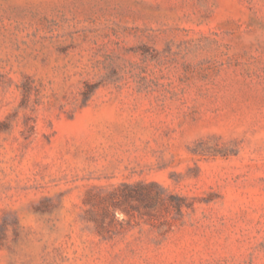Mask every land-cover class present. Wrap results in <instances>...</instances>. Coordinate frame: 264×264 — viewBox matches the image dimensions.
Returning a JSON list of instances; mask_svg holds the SVG:
<instances>
[{"label": "rangeland", "instance_id": "obj_1", "mask_svg": "<svg viewBox=\"0 0 264 264\" xmlns=\"http://www.w3.org/2000/svg\"><path fill=\"white\" fill-rule=\"evenodd\" d=\"M0 264H264V0H0Z\"/></svg>", "mask_w": 264, "mask_h": 264}, {"label": "trees", "instance_id": "obj_2", "mask_svg": "<svg viewBox=\"0 0 264 264\" xmlns=\"http://www.w3.org/2000/svg\"><path fill=\"white\" fill-rule=\"evenodd\" d=\"M167 189L158 182H123L118 187L108 191L101 199V212L116 217L117 211L124 213L138 212L140 214H151L165 202ZM177 198V208L181 210L183 197ZM100 214L96 221L100 228L104 226V216Z\"/></svg>", "mask_w": 264, "mask_h": 264}]
</instances>
